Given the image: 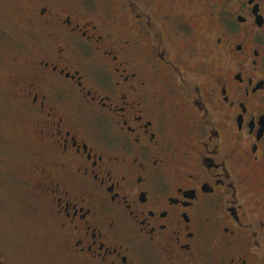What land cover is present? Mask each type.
<instances>
[{"label":"flooded vegetation","instance_id":"1","mask_svg":"<svg viewBox=\"0 0 264 264\" xmlns=\"http://www.w3.org/2000/svg\"><path fill=\"white\" fill-rule=\"evenodd\" d=\"M29 5L13 177L60 264H264V0Z\"/></svg>","mask_w":264,"mask_h":264},{"label":"rangeland","instance_id":"2","mask_svg":"<svg viewBox=\"0 0 264 264\" xmlns=\"http://www.w3.org/2000/svg\"><path fill=\"white\" fill-rule=\"evenodd\" d=\"M30 2L0 0V258L11 264H60L58 234L43 217L41 195L26 192L13 177L21 176L17 159L25 155L20 147L27 143L35 152L37 142L30 120L9 95L16 88L11 80L31 73L22 61L35 57L29 48L37 43L16 27Z\"/></svg>","mask_w":264,"mask_h":264}]
</instances>
